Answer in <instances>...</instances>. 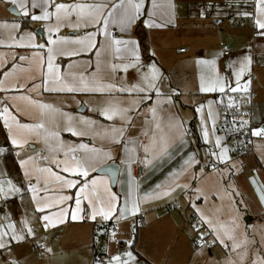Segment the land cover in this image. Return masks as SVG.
<instances>
[{"label": "crops", "instance_id": "crops-1", "mask_svg": "<svg viewBox=\"0 0 264 264\" xmlns=\"http://www.w3.org/2000/svg\"><path fill=\"white\" fill-rule=\"evenodd\" d=\"M204 1L214 3L218 0H139L143 7L138 18L130 26L122 31L118 24L110 22L108 25V31L114 38L133 40L136 44L127 45L126 50L125 46H121L122 51L116 53L109 49V42L104 37L97 35L96 39L103 41L106 49L97 56L96 52L89 51L87 46L74 42L85 40L87 33L95 31L83 24L80 27L70 26L76 24L75 14L70 20L63 21L59 31L49 32L48 28L56 24L54 15L48 20L33 21L30 16L24 17L11 4V0H0V183L11 187L5 194V204L0 207V218L5 217L8 206L14 205L9 203V200L14 198L15 201L21 202L19 210L14 209L19 211L15 213L16 221L20 220L27 233L28 229H31L33 239L48 240L60 231L62 236L71 234V241L80 244L79 249L83 248L85 251L88 249L87 241L92 225L110 221L117 229L115 233L117 241L107 240L102 244L105 247L104 249L102 247L100 252L102 264H109L113 255H119L122 261L129 260L125 255L127 251H131L135 256V264H169V261L172 264L186 262L189 264V260L185 262L183 249L191 248V242H194L192 228L195 225V230L197 229V222L209 234H213L220 229V225L228 228L238 219L239 214L233 208L229 211L214 209L215 205H218L214 193L221 192L222 187L220 178L215 176L218 174L216 171L205 174L208 168L206 160L210 157L212 161L210 166L215 165L213 168L221 169L229 166L234 156L224 135L214 131L222 113L218 96L223 95L227 103L231 104V101L239 100L241 94L254 93L255 97L251 103L252 129L256 126L264 129V54L255 52L254 56L249 57V53L247 52V55L243 51L245 47L251 46L253 51L259 49L256 48L253 36L264 30L256 29L251 23V37L249 28L248 33L245 31L244 35L239 30L235 34L230 33V39H225L226 36L220 33L215 37L212 34L214 29L211 22L213 21L215 26L219 25V22L214 21L218 18L217 14L203 16V19L195 15V7ZM97 2L99 0H48L45 4L44 0H37L43 7L33 9L32 0H26L30 14L36 15H41L45 9L54 14L55 4L59 3L71 5ZM104 2L111 6L113 3H120V0ZM10 6L15 8L18 16L9 13ZM247 15L248 12L245 16ZM213 16L216 17L212 20ZM258 18L264 20V16ZM248 20L249 18L244 19L245 24L239 27H244ZM23 22L25 26L24 24L22 26ZM14 23L20 27L12 28L11 25ZM5 24L9 27H3ZM177 26L192 28L185 31L189 33L186 42L189 46L176 43L171 55L177 56L178 61H184L189 58H203L207 52L217 54L216 59L222 63L227 78L223 79L216 73L201 75L203 78L207 74V78L212 82L219 79L225 87L224 92L219 90L202 92L201 87L191 84L195 72L184 69L173 77V72L177 70L172 71L165 66L170 58V42H173L170 40L169 31ZM36 29L41 30V36L35 33ZM111 30L115 31L112 33ZM50 36L54 40L67 41L56 46L59 51L80 53L56 55L53 61L59 67L65 84L78 86L83 78L85 81L98 80L104 85L111 84L115 87L106 89L103 93L43 91L41 78L43 73L47 72V48L51 46L47 41ZM142 38L147 45L146 54L142 53L140 45ZM31 44H44L45 47L40 49L19 46ZM249 44L251 46H248ZM194 45L198 49L189 50ZM223 45L228 47L229 56H223L221 53ZM181 48L185 49L184 53L178 52ZM133 51L138 55V60ZM21 56L25 59L21 60ZM246 58L251 59L250 69L246 67L243 74L237 77ZM13 65L16 66L15 69ZM125 65H129L126 70ZM151 66H155L159 73L156 80L159 95L148 91L144 93L119 91L120 87L131 88L133 84H141L142 78L150 75ZM238 79L240 90L230 91V88L237 87ZM241 82L247 84V92H243ZM21 84L24 85L23 88L19 87ZM33 84L37 87L34 88ZM48 86L62 85L50 81ZM188 92H191L189 97ZM248 96L240 100H246ZM40 104L50 105L56 111L42 115ZM109 104L126 109L130 121L123 120L120 115L114 116L111 120L100 116L98 110ZM5 108L8 109L7 113L4 112ZM69 117L72 126L85 131L86 135L73 136L65 130ZM84 120L95 123L91 128H87L81 123ZM41 123L44 124V128L37 127ZM186 123L187 128L184 127ZM112 128L123 131V136H116L121 143L112 142L110 132ZM205 131L208 133L207 139L204 136ZM51 132H59V141L66 146L64 149L58 152L51 150L50 145L56 143L54 138L48 136ZM217 138L220 140L219 146L216 144ZM261 138L264 139V135H261ZM13 139H16L18 144H13ZM261 142L262 140L260 144ZM81 143L87 144L90 148L109 152L112 158L106 159L104 166L112 163L117 164L119 169L114 188L107 176H97L96 172H90V177H103L105 183L98 184L95 190L91 187L88 189L91 207L89 199L82 196L77 209L75 197L79 188H68L62 181H57L54 174L58 173L77 184L84 178L61 172V168L57 167L54 161L63 162L70 160L71 155H83L78 149L77 153L65 156L67 147L78 148ZM255 145L258 148L257 142ZM208 149L213 152V157L207 155L204 158L203 154ZM222 149H226V159L223 160L220 159ZM251 156L256 162V167L259 166L264 171L262 159L256 153ZM21 161L25 162L23 166ZM137 165L145 169L144 176L139 178L135 175ZM45 168L51 169V172L39 171ZM250 174L246 182L251 191L260 197L264 196L262 181L252 172ZM166 190H171L168 195L163 194ZM113 195L118 198L115 201L118 210L112 217L105 220L97 214L95 219H91L93 208L106 209ZM208 195L211 201H208L210 200ZM206 196L208 200L204 199ZM61 197L70 199L62 201ZM207 201V210L203 208L204 210L199 212L211 221L215 231L208 224L201 223L200 215L197 213V207H201L202 204L204 207ZM126 202L129 209L133 202L137 203L139 211L135 213L125 211L124 218L120 219L119 208L125 207ZM193 204L196 205L195 208L192 207ZM38 206L44 210L38 211ZM85 207L88 213L84 215L82 208ZM72 210H76L75 220L72 219ZM45 215L50 217L49 221L42 219ZM0 222L3 220L0 219ZM46 223L49 225L47 228L44 227ZM10 224L12 225L11 222ZM4 225V228L7 227V223ZM109 233L111 232L106 233L105 238L109 237ZM9 238L12 239L11 236ZM171 254L176 255L171 257ZM129 264L133 262L129 260Z\"/></svg>", "mask_w": 264, "mask_h": 264}, {"label": "rangeland", "instance_id": "rangeland-1", "mask_svg": "<svg viewBox=\"0 0 264 264\" xmlns=\"http://www.w3.org/2000/svg\"><path fill=\"white\" fill-rule=\"evenodd\" d=\"M221 2L222 0L215 1L214 3H211V1H204V3L208 6V10L202 12L199 8L201 4L194 9L195 15L197 14L196 16L201 17L202 19L203 16L207 17L211 14H217L218 18H216L214 21L219 22V25L215 26V23H213V21L211 22V27L214 29L212 34H214L215 37L220 33L223 36H226L225 39H230L229 34L232 32L235 34L238 30L242 35H244L245 31L248 33V28L250 29L251 23L252 25L254 24L256 29H258L256 26V20H254L255 18H258L255 0H231L229 3V8L222 7ZM244 5L250 6L246 7ZM246 10L248 12L247 16H245L247 13ZM215 17L216 16H213L212 20ZM234 17L242 19L249 18V20L244 27H239L237 24L234 25L233 23H229V18ZM190 29L192 28L177 26L169 31L171 35L170 40L173 42H170V58L168 61H166L165 66L171 68L172 71L177 70L173 72V77L178 75L180 70H190L193 73H196L195 78L193 81H191V84L194 86L197 85L199 87H201L202 80L206 87L212 82L209 78H207V74L202 78V73H216L220 77L222 76L223 79L227 78V75L224 73L225 69L222 67V63H219L216 59L217 54L214 52H207L203 58H189V60L184 61H178L177 56L171 55L173 54L172 49L174 46H176V43L183 44L185 47L189 46V44L186 43L188 42L187 39L189 37V33L185 31ZM250 35L252 36V29L249 31V36ZM253 38L256 41V48L259 49H255V51H253V46L245 47L243 51L247 55L249 53V57L254 56L255 52L258 54H264V36L261 37V35L257 33L255 34V37L253 36ZM204 44L209 45L208 43ZM195 49H198L196 45L191 46L189 50L193 51ZM213 56L215 58H213ZM201 60L209 61L210 63H197V61ZM240 84L242 85L243 92H247V84H242V82ZM190 93L191 92L187 93V97H189ZM248 94H241L242 96L238 97L239 100L240 98L245 99ZM184 98L186 99L185 96ZM193 98H195V96H193ZM244 99H241L240 102L243 103L244 109L246 110L249 100H247L248 98L246 99L247 101ZM231 102V104H228L229 107L235 103V101ZM242 120L248 122V120L245 118H242ZM186 127H188L187 123ZM216 128L217 127L215 126L214 131L218 133ZM253 129L256 130L261 128L260 126H256V128L253 127ZM253 129L250 130L253 153H256L258 157L262 159V163L264 165V139H262L261 136L253 135ZM260 140H262L261 144ZM256 142L259 144L258 148L255 145ZM253 153L250 155H241L238 158L233 156L229 166H224L220 169L213 168L215 165H212L210 166V169H208L209 171H205V174H208L211 171H216L218 174H215V176L218 179L220 178L221 182V192L218 191V193H214V198L217 199L218 203V205H215L214 209L229 211L231 208H233L239 214L238 219H236L231 224L229 223V227L225 229L232 233L235 243L239 244L240 247L233 250L231 247L233 241L227 239H225V243H220V241L216 239V236L219 235L223 239L224 232L222 230L216 229L217 231L215 233L209 234V232L206 231L202 225L199 224V222H197V229L195 230L194 226V228H192L194 232L193 239L197 243V248H195L191 242V248H189V250L183 249L185 262L188 260L189 264H228L229 261H231L232 264H261V262H264V202H262L259 195L256 193L253 194L254 192L251 191L249 185L246 182V179L251 176L250 173L252 172V174H255L260 178L264 187V171L259 166L256 167V162L252 160L251 156ZM203 155L204 158L207 155L213 157V152L208 149ZM242 162L245 163L246 168H241L240 164ZM0 189H2V191H0V207H2V205L5 204V194L11 190V187L0 183ZM208 197L210 200H208ZM208 197L204 199L211 201V197L209 195ZM208 201L205 203L204 207V204H202V208L197 207V209L200 211L204 210L203 208L206 209L208 206ZM9 203L14 205L8 206V211L5 217L0 218L3 220L2 223L0 222V234L7 233V235L0 236V243L5 245V247L0 248V264H91V246L93 237L92 227L91 234L87 241L88 249L86 251L83 248L79 249L80 244L71 241V234L62 236L60 231L56 232L54 235H52V237L48 238V240L40 239L39 241H36L33 239V237H31V235L27 233L26 229L21 226L20 220L16 221L15 213L19 212L17 210H19V204L21 202L19 200L15 201V199L12 198V200H9ZM248 218H250L249 221ZM182 221L184 223L185 219ZM10 222L12 225L15 224L12 230L9 228ZM4 223H7V227L5 228ZM116 231V228L115 230H112L111 233H109V237L107 236L108 238H105L106 233H104L100 242L99 252L102 251V247L103 249L105 248L102 246L105 241H117L116 235H113V233L115 234ZM13 234H15L17 237L23 236L24 239L9 238V236L12 237ZM201 237H203V239H201ZM40 246L43 247L42 257H39V252L37 251ZM175 255L176 254H171V257H175ZM193 256L194 260H192ZM169 264L172 263L169 261ZM185 264L188 263L186 262Z\"/></svg>", "mask_w": 264, "mask_h": 264}, {"label": "snow or ice", "instance_id": "snow-or-ice-1", "mask_svg": "<svg viewBox=\"0 0 264 264\" xmlns=\"http://www.w3.org/2000/svg\"><path fill=\"white\" fill-rule=\"evenodd\" d=\"M48 0H44V3L47 4ZM11 4L16 7L17 10L24 16V17H29L33 21H39V20H48L50 19L51 16H55L56 19V24L52 27L48 28L49 32L52 31H59V28L63 25L64 20H70L73 14H75L76 17V24L70 26L74 27H80L82 24L85 27H92L95 29L94 32H89L86 34V39L85 40H77L74 41L75 43H79L81 45L87 46L89 51H95L97 56L101 54L102 51L106 50L103 41H98L96 39V36H102L104 37L108 42H109V49L114 50L116 53H120L122 51L121 46H126L127 45H135L136 41L133 40H123V39H117L114 38L111 33L108 31V25L109 23L113 24H118L123 31L125 28L130 26L135 19L138 18V15L140 13L141 8L143 7L142 3L139 2V0H120V3H113L111 6H109L107 3L104 2V0H99L97 3H92V4H76L73 3L71 5H67L64 3H59L55 4L56 12L49 13L46 9L43 10L41 15H36V14H30L28 5L26 3V0H11ZM37 7H43L42 4H38L37 0H32L31 3V8L35 9ZM256 11L259 16H264V0H256ZM106 13V14H105ZM256 26L260 30H264V20L257 18L256 20ZM3 27L7 28L9 27L8 24L3 25ZM12 28H19V24H12ZM260 35L264 36V31H261L259 33ZM31 39V36L29 37ZM13 40H15V37H13ZM48 45H51L50 47L47 48V72L43 73L42 75V87L43 91H67V92H76V91H92V92H100L103 93L106 89H111L115 87V85H104L101 81L94 80L92 82L85 81L83 78H81V81L79 85H73V86H68L65 84L62 80L61 74L59 72V67L53 63L56 55H79L80 53H64L62 51H59L56 46L62 44V43H67L66 40H60V39H52L51 36L49 37L47 41ZM99 45V47H98ZM12 46V45H10ZM19 46H31L34 48H44V44H31V45H19ZM133 55L136 56L137 60L139 59L138 55L136 54L135 51H133ZM21 60H24L25 57L21 56ZM42 61V58H41ZM199 64H208L210 63L209 61H197ZM250 64H251V59L246 58L245 64L242 65L241 70L239 73H237V77L243 74L245 71V68L248 67L250 69ZM43 66V64H42ZM129 65H125V70L127 69ZM15 65H13V68L15 69ZM99 70V61L97 62V71ZM8 73H5L7 75ZM159 73L158 70L155 68V66H151V73L150 75H146L142 78L141 84H133L131 88H125V87H120L119 91L121 92H129L131 93L132 91H136L139 93H144L146 91L148 92H155L157 95L160 94L159 88L156 86V80L158 79ZM52 81L54 84L55 83H60L62 86L60 87H49V82ZM20 88H23L24 85L21 84L19 86ZM33 87H37V85L33 84ZM203 91H216L219 90L220 92H224L225 87L222 82L219 81V79L211 82L207 87L205 86L203 80L201 82V89ZM230 91H238L240 90L239 88V79L237 80V87L235 88H230ZM246 90V88H245ZM144 99H150V97H144ZM41 109L42 115H46L49 112H54L56 111L55 109H52L50 105L46 104H40L39 105ZM4 112L7 113L8 109L5 108ZM127 110L126 109H120L116 105L109 104L101 109L98 110V114L100 116H104L106 119H113L114 116L120 115L123 120L130 121V117L126 115ZM155 112V109H153V113ZM87 128H91L94 125V121H81ZM247 121H242L241 124H246ZM5 126H8V119L5 120ZM27 127V126H25ZM37 127L39 128H44V124H38ZM65 130L69 131L73 136H84L86 135V132L83 130H77L72 126L71 123V118H68V123L65 125ZM111 132V139L112 142L115 144L121 143L120 140L116 139L117 135L123 136V131L118 130L115 128L110 129ZM253 135L256 136H261L264 135V129H256L252 133ZM49 137H52L55 139L56 143L55 145H50V148L52 151H60L61 149H64L66 146L64 145L63 142L59 141V132H51L48 134ZM205 139H207L208 133L205 131L204 133ZM48 137H46L47 141ZM13 144H18V141L16 139L12 140ZM217 146L220 145V140L217 138L216 140ZM81 150L83 152V155L77 156V155H71L70 160H64L63 162L61 161H54L57 165V167L61 168V172H66L71 175H74L76 177H83L84 180L79 182H74L71 179H66L62 177L60 174L56 173L55 179L57 181H62L68 188H76L78 187L79 190L76 192V197H75V203L77 205V209L79 208V205L81 204V197L83 196L84 199H89L87 195L88 189L91 187L93 190H95L96 186L98 184H104V178L103 177H90V172H96L99 169L104 167V161L110 160L111 154L109 152H103L100 149L97 148H90L87 144L81 143L78 145V148L74 147H67V151L65 152V156H69V154L77 153V151ZM147 151V148L145 149ZM226 149H222L221 151V156L220 159H226ZM24 161H21V165H24ZM61 163L63 164V167H61ZM187 163V161H186ZM39 171L42 172H51V169L45 168V169H40ZM159 187V186H158ZM177 187H180V185H177ZM2 191V189H0ZM34 191V189H33ZM169 191L171 190H166L163 194L168 195ZM35 199V197H34ZM62 201L65 199H70V197H61L60 198ZM118 198L113 195L111 197L110 203L108 207L105 209L104 207H101L99 209L93 208L92 215L90 216L91 219H95L96 215L99 214L103 219L108 220L112 217L113 213L116 212L117 209V204L115 201ZM262 202H264V196L261 197ZM89 205L90 207L92 206L91 199H89ZM193 208L196 207L195 204L192 205ZM38 211H43L44 209L40 206L37 207ZM125 211H131L132 213H135L139 211L138 204L133 202L131 205V208L129 209L127 207V202L125 207L119 208L120 212V219L124 218V212ZM198 215H200V222L203 224H208L210 228L215 231V226L211 224V221L208 220L206 217H204L202 214H200L199 209H197ZM43 220L49 221L50 217L45 215L42 217ZM72 219H77V214L76 210H72ZM49 225L46 223L44 225L45 228H47ZM14 226L9 224V228H13ZM195 227V225H194ZM220 230L224 232V238L222 239L219 235L216 236V239L220 241V243H225V239L233 241L231 247L233 250L236 248L240 247L239 244H236L234 241V237L232 233L228 230L225 229L224 225H220ZM28 234L31 235L32 231L29 228L28 229ZM2 235H7V233L0 234ZM113 235H115L113 233ZM12 239H24L23 236L17 237L15 234H13ZM203 239V237H201ZM227 246V245H226ZM5 247L3 243H0V248ZM125 255L129 258L130 261L135 264V256L131 251H127ZM129 260H121V257L119 255H113L110 258L109 264H129ZM228 264H232L231 261L228 262ZM261 264H264V262H261Z\"/></svg>", "mask_w": 264, "mask_h": 264}, {"label": "built area", "instance_id": "built-area-1", "mask_svg": "<svg viewBox=\"0 0 264 264\" xmlns=\"http://www.w3.org/2000/svg\"><path fill=\"white\" fill-rule=\"evenodd\" d=\"M231 0H222L221 6L224 8H229V3ZM200 10L206 11L208 10V6L203 3L200 5ZM229 22L233 23L234 25L237 24V26H243L245 24L244 19L242 18H229ZM115 30H111L113 33ZM252 44V43H251ZM249 44L248 46H251ZM179 53H184L185 49L181 48L178 50ZM221 53L223 56H229V49L227 46L223 45L221 46ZM255 97L254 93H250L248 96V104L247 109H244L243 103L240 102V100H237L233 106L229 107V111L225 113L221 120L218 123V126L216 128V131H218L219 134H223L224 136L227 135L228 131L227 128L231 125L233 130L241 129L242 130L237 134L233 135L235 139L231 140L229 143L230 151L231 153L238 158L241 155H250L253 153V146H251V129H252V117L251 115V103L252 99ZM242 118H245L248 120L246 124H241ZM187 128L186 126H184ZM206 163H208V169H210V164H212V161L210 158H207ZM241 167H245V163L241 164ZM145 174L144 167L137 165L135 166V175L136 177H142ZM82 213L85 215L87 214V209L82 208ZM115 224L110 221H102L101 223H96L92 225L93 228V237H92V255L91 264H102V258L100 257V242L103 238L104 233L111 232L112 230H115ZM193 246L197 248L196 241L193 242ZM42 250L43 247L40 246L38 249L39 257L42 256Z\"/></svg>", "mask_w": 264, "mask_h": 264}, {"label": "water", "instance_id": "water-1", "mask_svg": "<svg viewBox=\"0 0 264 264\" xmlns=\"http://www.w3.org/2000/svg\"><path fill=\"white\" fill-rule=\"evenodd\" d=\"M8 11H9V13L13 14L14 16L19 15V13L15 12V8L13 6H10ZM35 33L37 35L41 36V30L36 29ZM118 169H119V166L117 164L110 163V164L105 165L103 168L99 169L98 171H96L95 175L107 176L109 178V181L111 182L112 188H114L115 184L117 182L116 179H117Z\"/></svg>", "mask_w": 264, "mask_h": 264}, {"label": "trees", "instance_id": "trees-1", "mask_svg": "<svg viewBox=\"0 0 264 264\" xmlns=\"http://www.w3.org/2000/svg\"><path fill=\"white\" fill-rule=\"evenodd\" d=\"M23 24H24V26L26 25L25 22L22 23V26H23ZM137 33H139V32L137 31ZM140 41H141L140 45H141L142 53L146 54L147 45H146L145 41L143 40V38ZM217 99H218V101H220L219 103H220L221 110H222V113H221V118H222V116L229 111V106H228L227 100L225 99V97L223 95L218 96ZM241 130H242V128L237 129V130H233L232 126L230 125L227 128V131H228L227 135L224 136L226 138V141L230 142L231 140L235 139L233 137V135H235V134L238 135V133Z\"/></svg>", "mask_w": 264, "mask_h": 264}]
</instances>
